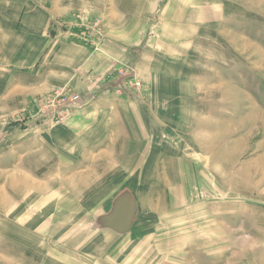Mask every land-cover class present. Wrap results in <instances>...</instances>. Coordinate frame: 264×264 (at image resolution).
<instances>
[{
    "label": "rangeland",
    "instance_id": "obj_1",
    "mask_svg": "<svg viewBox=\"0 0 264 264\" xmlns=\"http://www.w3.org/2000/svg\"><path fill=\"white\" fill-rule=\"evenodd\" d=\"M102 1L104 10L92 8L96 0H0L1 127H52L83 108L87 96L69 84L42 91L45 76L38 74L47 61L16 60L17 44L27 42L15 38L24 23L44 15L51 18L48 36L98 51L109 5ZM213 3L220 10L213 7V21H198V33L170 25L186 45L175 48L183 71H166L193 94L181 96L182 126L165 130L181 162L180 174L172 169L175 196L167 180L142 175L145 167L141 174L118 166L99 185L106 189L79 197L51 189L57 179L35 167L43 154L22 134L19 171L11 170L7 154L0 158V264H264V0ZM119 73L131 76L127 84L136 93L148 85L133 68ZM150 133L156 145L160 135ZM164 158L167 168L173 158ZM16 206L19 221L9 224ZM13 226L45 244L29 249L16 233L10 238Z\"/></svg>",
    "mask_w": 264,
    "mask_h": 264
},
{
    "label": "crops",
    "instance_id": "obj_2",
    "mask_svg": "<svg viewBox=\"0 0 264 264\" xmlns=\"http://www.w3.org/2000/svg\"><path fill=\"white\" fill-rule=\"evenodd\" d=\"M95 6L96 10L105 8L102 0H96L92 8ZM213 7L220 10L213 0H109L104 15V38L98 51L73 39L57 41L56 37L48 36L51 18L47 16H38L35 23H24L19 30L23 35L15 39L27 44H17L13 53L16 60L32 63L43 57L47 61L43 66L46 70L38 74L45 76L42 91L46 93L53 85L69 84L83 98L87 96L88 105L65 123L52 127L34 125L22 131L0 126V158L7 154L6 158L12 160L11 170L19 171L23 134L25 144L35 145V151L43 154L37 156L35 167L44 168L52 180L57 179V185L51 189L74 190L78 197L92 188L106 189L99 185L118 166L125 172L141 174L140 168L145 167L142 175L157 174L170 186L172 169L176 165L180 174L181 162L173 158L175 153L169 146L175 139L171 137L173 134L166 139L165 130L168 128L166 131L170 133L176 124L182 126L181 96L193 95L166 71L168 68L183 71L182 57L175 48L186 45L179 36L171 34L170 25L176 22L178 30L198 33L201 25L198 23L213 21L216 13ZM198 14L202 19H197ZM129 68L148 84L140 93L129 88L130 75L119 73ZM49 70L53 71L52 77ZM150 132L160 135L156 145ZM166 155L173 158L167 168L163 163ZM170 189L174 197L178 186ZM17 192L19 186L12 190L14 194ZM2 198L8 201L7 197ZM16 207L7 214L9 224L19 221L20 209ZM41 216L44 219L46 215ZM12 229L10 238L16 237V233L31 250H36L39 243L45 244L43 238L31 231L24 233L19 226ZM46 244L49 245L47 241Z\"/></svg>",
    "mask_w": 264,
    "mask_h": 264
},
{
    "label": "built area",
    "instance_id": "obj_3",
    "mask_svg": "<svg viewBox=\"0 0 264 264\" xmlns=\"http://www.w3.org/2000/svg\"><path fill=\"white\" fill-rule=\"evenodd\" d=\"M93 30H94L96 33H98V34H99V32H97V30H95V28H93ZM96 33H95V34H96ZM137 86H139V84H137Z\"/></svg>",
    "mask_w": 264,
    "mask_h": 264
},
{
    "label": "bare ground",
    "instance_id": "obj_4",
    "mask_svg": "<svg viewBox=\"0 0 264 264\" xmlns=\"http://www.w3.org/2000/svg\"><path fill=\"white\" fill-rule=\"evenodd\" d=\"M127 76V75H126Z\"/></svg>",
    "mask_w": 264,
    "mask_h": 264
}]
</instances>
